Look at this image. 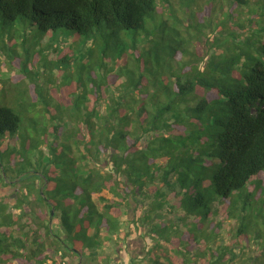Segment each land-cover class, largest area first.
<instances>
[{
  "label": "trees",
  "instance_id": "obj_1",
  "mask_svg": "<svg viewBox=\"0 0 264 264\" xmlns=\"http://www.w3.org/2000/svg\"><path fill=\"white\" fill-rule=\"evenodd\" d=\"M235 1L214 21L195 0H0L19 73L0 88V179L35 191L0 198V264H112L130 226L150 241L138 264H264V4ZM55 73L58 98L36 83Z\"/></svg>",
  "mask_w": 264,
  "mask_h": 264
},
{
  "label": "rangeland",
  "instance_id": "obj_2",
  "mask_svg": "<svg viewBox=\"0 0 264 264\" xmlns=\"http://www.w3.org/2000/svg\"><path fill=\"white\" fill-rule=\"evenodd\" d=\"M197 4L194 5L195 8H198V11H196V17H203L205 18L207 15L209 16V18L211 20H221V18H225V14L227 12H229L230 14H233L234 17L238 18L240 17V13L242 11H247V8L243 7V4H238L237 1L235 0H214L211 1L210 3L208 2V0H195ZM256 3L258 0H255ZM258 3H263L264 4V0H259ZM175 8L180 12L181 10H183V13H179L178 15L181 16L182 19V25L178 26V28L181 31H185L186 28L189 29V25L192 24V20L189 19V9H186L185 7H183L182 5H176V3H174ZM251 10H253V12H257V7L255 6L254 2H250L249 7ZM252 13L251 14V18L255 19V14ZM245 16L248 14H244ZM243 20L241 19V22ZM224 29H229L230 31H235V34H238L239 31H237L238 29L236 27H234L232 25V21H226L225 27ZM246 30H248V26H246L245 28ZM189 32L191 34H194L193 29H189ZM207 36L210 38V40H212V34L210 32H206ZM205 34V35H206ZM240 38V37H239ZM91 42V41H90ZM90 42H82L80 40H77L76 42L74 41H70L67 45H69V48L71 50V52L76 53L77 52V47L80 49H85L88 50L91 47V43ZM66 45V46H67ZM198 49L199 52H201L202 54L207 52V46L205 44V42L203 41L202 43L198 44ZM83 52V51H82ZM17 75H19L18 70L16 68H13L10 66L9 61L6 60L3 55L0 53V81H4L3 83L0 82V88L2 89H6L8 95H12L14 94L13 90H17V87L15 86L14 82H12L11 80H9L11 77H17ZM57 76L58 74H54L53 75V79L50 77L49 74H42L40 79H38V81H36V83H38L39 85L41 84V86L43 87V89H47L49 86L52 87L53 89H55L56 91L53 93L50 89H47V91H51L52 95L54 98H58L57 96L55 97L56 94L59 93V91L57 90ZM53 81V82H52ZM56 81V82H55ZM28 82V81H27ZM27 82H24L22 86H18V88H24L26 85L28 87ZM26 96H27V100H32V98H35V93L33 92L32 89L27 90L26 92ZM54 101H58L57 99H54ZM106 158L104 156H102L101 159V167L105 168L107 165L106 162ZM33 168H35L34 163H33ZM13 183H17V182H12L10 180H5V181H1L0 179V198L1 197H8L10 195V193H12V195H10V198H14L17 195L19 196V193H21L24 196H27L28 199L30 201L33 200L34 197V189H30V190H26L23 184H18V185H13ZM28 194V195H27ZM102 195L105 196L106 198H111L112 196L107 192V191H103ZM148 203V202H147ZM33 204V208H34ZM32 208V209H33ZM166 214L164 216V218L162 220H160L161 222H172L174 218L178 217L179 215L177 214V212H173L170 209H167ZM132 213L134 215H140L142 213V209L138 208L135 209L134 212L132 211ZM130 212V218L135 220V216H133ZM33 216L31 215V218ZM124 219V217L122 218ZM25 222L27 223H32V220L30 219V216L26 217ZM32 226V225H31ZM131 227V233L126 237V239L119 241V246H115V248H109L106 250L108 256L110 257L111 263L112 264H138L139 263V259L144 256L145 254L143 253V251L145 250L146 244L149 238H147L146 236H141L143 233V231H140L139 234L137 235L136 233H134V230ZM256 232H264V226L262 225V223L258 222V226L255 228ZM15 234H18V231H14ZM223 238L229 243V246H236L230 239V237H227L229 232L226 231H221ZM228 233V234H227ZM254 242V241H252ZM258 247H261L264 245V237L262 236L260 239L256 240L255 242ZM239 246V245H238ZM76 259L74 257H69L66 259V264H74L76 263ZM102 262V261H101ZM100 262V264H101ZM79 264H82L81 262H79Z\"/></svg>",
  "mask_w": 264,
  "mask_h": 264
}]
</instances>
